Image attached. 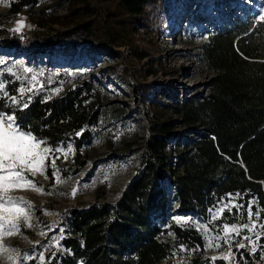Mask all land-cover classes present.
Masks as SVG:
<instances>
[{
  "label": "trees",
  "instance_id": "obj_1",
  "mask_svg": "<svg viewBox=\"0 0 264 264\" xmlns=\"http://www.w3.org/2000/svg\"><path fill=\"white\" fill-rule=\"evenodd\" d=\"M37 1L10 0L6 10L16 13ZM65 2L64 12L47 17L57 27L39 28L41 22L22 37L0 26V49L15 59L25 53L26 65L38 62L39 67L43 60L35 59L37 55L63 53L78 44L100 53L126 46L130 59L147 61L132 68L121 61L119 70L133 76L131 88L149 117L137 170L115 199L96 194L86 206L64 210L58 220L65 224V233L50 246L42 264H227L207 253L203 235L191 219L176 221L169 216V209H176L204 217L226 193L234 194L242 208L232 205L223 210L216 224L239 223L231 243L259 230L253 239L264 245V16L234 14L205 28L198 59L209 72L206 89L201 95H186L182 89L171 93L165 85L144 80L161 61L152 57L150 46L136 42L137 25H148L158 0ZM44 64L57 66L52 60ZM17 71H0V85L6 89L0 92V116L15 115L21 130L52 149L69 143L73 150L69 165L80 169L88 160L83 146L91 138L90 126L100 114L98 85L78 77L52 92L49 87H31L28 71ZM170 191L175 206L167 199ZM237 253L242 257L238 264H264V249L253 256L245 248Z\"/></svg>",
  "mask_w": 264,
  "mask_h": 264
},
{
  "label": "rangeland",
  "instance_id": "obj_2",
  "mask_svg": "<svg viewBox=\"0 0 264 264\" xmlns=\"http://www.w3.org/2000/svg\"><path fill=\"white\" fill-rule=\"evenodd\" d=\"M9 1L0 0V26L9 32L21 33L22 37L42 23L43 27L39 28H45L47 24L57 27L47 17L64 12L66 6L65 0H38L33 7L9 13L6 10ZM157 3L149 13L148 25H137L136 42L150 46L152 57L157 62L161 61L156 72L146 75L144 80L165 85L171 93L176 91L179 94L182 89L186 95H201L206 89L209 72L198 59V43L205 37V28L221 23L234 14L264 16V0H158ZM18 22L24 25L19 32L15 31ZM79 46L63 53L58 50L50 56L37 55L35 59L43 60L39 67L36 66L38 62L26 65L25 53H20L15 59L8 56L7 49H0V71H28L31 87H49L52 92H58L64 83L86 76L98 85L102 103L96 124L90 126L91 138L83 146L88 154L84 166L74 171L69 165L73 151L71 145L58 144L53 149L61 151H53L44 157L41 171L34 177L25 170L24 175L33 180L34 186L25 185L2 194L5 201L11 197L26 202L15 205L5 203L6 208L27 209L30 205L31 218L23 223L22 228L12 230L11 235L8 234V222L0 221L4 225L0 229V264H20L21 257L23 264H42L50 246L65 233V224L58 220L64 210L73 206L84 207L96 194L108 200L115 199L137 170L139 144L149 113L144 111L147 107L138 99V92L131 88L133 76L122 74L119 67L121 61L129 62V68L140 63L146 65L147 61L130 59L126 46L110 53L93 52ZM50 60L57 66L47 68L44 62ZM136 75L140 77L139 73ZM41 147L48 146L41 144ZM169 154L173 164L174 152L170 149ZM54 159L55 169L52 166ZM172 197L168 192L167 199L173 201ZM236 204L235 195L226 193L206 210L204 217L176 209H169V216L176 221L191 219L201 231L209 255H220L227 264H238L237 260L242 257L237 250L245 248L253 256L256 239H245L246 236L242 235L231 243L239 223L216 224L215 220L223 210H229ZM233 225L235 230L226 233L225 228L232 229ZM252 235L259 236V230ZM259 254L263 256L262 252Z\"/></svg>",
  "mask_w": 264,
  "mask_h": 264
},
{
  "label": "snow or ice",
  "instance_id": "obj_3",
  "mask_svg": "<svg viewBox=\"0 0 264 264\" xmlns=\"http://www.w3.org/2000/svg\"><path fill=\"white\" fill-rule=\"evenodd\" d=\"M261 19L264 20V17H261ZM23 27L24 25L18 22L15 31L19 32ZM4 91L6 89L3 85H0V92ZM23 94L22 91L21 95ZM12 99L16 100L17 98L13 96ZM27 106V103H25L24 107ZM43 143L44 141L39 140L31 132L21 130L15 115L9 114L6 119L0 116V221H7L10 225L8 229L9 235H11L12 230L22 228L24 222L30 221L31 206L29 205L27 209L24 207L6 208L5 203L15 205L26 202L14 200L11 197L5 201L2 194H6L14 188H22L25 185L34 186L33 180L24 175L25 170L31 172L32 177H34L41 171L44 157L53 151H61L59 148L41 147ZM68 150L71 151L70 146ZM52 166L55 169V159L52 162ZM56 171H59V169H56ZM53 174L55 175V172ZM252 203L249 202L248 206V215L250 217L252 216ZM236 207L242 208V205H236ZM18 221H22V223L18 224ZM3 228L4 225L0 223V229ZM233 230H235V225H233L232 229L225 228L226 233ZM245 239L251 240L252 238L245 237ZM241 247H244V245H241ZM257 248L264 249V245L254 247L252 249L254 254ZM20 264H23V257L20 258Z\"/></svg>",
  "mask_w": 264,
  "mask_h": 264
},
{
  "label": "built area",
  "instance_id": "obj_4",
  "mask_svg": "<svg viewBox=\"0 0 264 264\" xmlns=\"http://www.w3.org/2000/svg\"><path fill=\"white\" fill-rule=\"evenodd\" d=\"M173 159H174V158H173ZM169 194L171 195V191L169 192ZM251 237H252V239H253V238H255V235H252ZM256 237H257V236H256ZM216 256L221 257L220 255H216ZM254 263L257 264L256 261H254Z\"/></svg>",
  "mask_w": 264,
  "mask_h": 264
}]
</instances>
